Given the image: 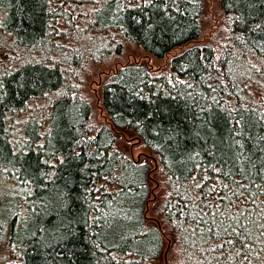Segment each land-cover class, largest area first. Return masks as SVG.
I'll list each match as a JSON object with an SVG mask.
<instances>
[{
  "label": "trees",
  "instance_id": "trees-1",
  "mask_svg": "<svg viewBox=\"0 0 264 264\" xmlns=\"http://www.w3.org/2000/svg\"><path fill=\"white\" fill-rule=\"evenodd\" d=\"M202 1L0 0L4 264H156L169 238L172 264H264V0H219L199 43ZM194 41L165 69L115 68L96 121L92 70L128 44L163 57ZM118 132L158 163L166 229Z\"/></svg>",
  "mask_w": 264,
  "mask_h": 264
},
{
  "label": "rangeland",
  "instance_id": "rangeland-1",
  "mask_svg": "<svg viewBox=\"0 0 264 264\" xmlns=\"http://www.w3.org/2000/svg\"><path fill=\"white\" fill-rule=\"evenodd\" d=\"M202 5L203 13H201L200 16L201 34L198 40H195L199 43L209 41L216 28L224 20V15L222 13L219 0H203ZM195 41L178 47L163 57L153 56L135 44H128L124 47V52L121 54V56L119 55L120 57L116 59L114 58L110 64H103L92 70L90 75L87 76L86 92L92 96V104L96 121L99 123L109 122L107 115L101 105V87L108 78L109 74L115 68L124 63L143 62L153 69H165L169 66L171 58L175 54L182 52L188 46L194 44ZM115 145L120 152L125 153L134 159L145 160L150 165V168H152L150 177L152 193L147 205L146 216L152 223H156L160 227H164V229H166L165 225L162 223L163 215L161 213L165 193L160 187V180H162V177L159 174L157 161L142 145L139 139L137 140L136 137H132L131 134L127 132L117 133ZM13 182L15 183L16 181L10 180V178L5 173V170L0 168V200H10L11 193H9V190L15 191L14 188H16V186L13 185ZM164 236L167 235L164 234ZM171 242L172 241L170 238L169 240L165 239L162 256L159 262L156 264H172L173 250L171 249ZM4 247V245L0 246V264H4L3 261L5 260L10 262L14 260V258L8 254V251H6Z\"/></svg>",
  "mask_w": 264,
  "mask_h": 264
}]
</instances>
